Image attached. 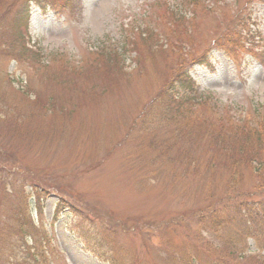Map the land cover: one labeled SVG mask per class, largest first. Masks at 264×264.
I'll return each mask as SVG.
<instances>
[{
    "label": "rangeland",
    "instance_id": "1",
    "mask_svg": "<svg viewBox=\"0 0 264 264\" xmlns=\"http://www.w3.org/2000/svg\"><path fill=\"white\" fill-rule=\"evenodd\" d=\"M17 1L0 0V264L36 239L47 264H264V222L251 238L240 211L264 205V143L229 137L264 132V0H71L22 37ZM183 58L197 97L173 111L158 95Z\"/></svg>",
    "mask_w": 264,
    "mask_h": 264
},
{
    "label": "trees",
    "instance_id": "2",
    "mask_svg": "<svg viewBox=\"0 0 264 264\" xmlns=\"http://www.w3.org/2000/svg\"><path fill=\"white\" fill-rule=\"evenodd\" d=\"M24 0H18L16 3H21ZM43 0H27L25 3V9L24 11L22 9H19L17 11L16 16H17V23H22L25 22V18H27V22H29V16L31 14V5L32 3L34 4H42ZM53 4L59 5L61 2H67L64 7L69 5L70 0H50ZM46 2V0H45ZM28 25L24 27L25 32H22L20 34V37L24 33H28L27 29ZM221 45V43H218ZM208 56V54H207ZM206 56V57H207ZM205 57V58H206ZM142 58V57H140ZM204 58V59H205ZM150 60L152 62H155L153 57H150ZM201 61V60H200ZM193 64L192 62H185L184 58L180 60L177 64H169L168 66V71H169V79L166 82L167 85L170 86V89H165L164 87L161 88V91L158 96L161 97H167V102L166 105H170V109L175 111L174 108L171 107V104H178L180 102H184L188 104V107L191 108L192 110V105L191 102L197 97L193 93L195 92V85H194V80L192 76L190 75V70L192 69ZM181 81V84L178 85L177 83ZM202 102V101H199ZM173 120L176 119L175 115L172 116ZM230 140L235 142L238 145V150L236 152L237 154H244L247 152H251L252 150H258L259 148H262V144L264 143V132L262 128H257V129H251L247 133H244V131L240 130L238 127L230 131ZM225 141V140H224ZM229 150L231 148H228ZM264 152V148L260 149L258 151V156L253 157L250 159V162L252 164V173L254 176H256L259 181H258V187L264 185V156L260 157V154ZM236 176H240V171L236 173ZM242 207L240 208V211L243 214H251L253 215V223L250 227V229L246 228L245 232H249L250 235H252L251 238L254 237V239H257L258 236L261 234L263 231L261 224L264 222V205H261L259 209H255L251 206H248L247 203H243L241 205ZM255 220L258 221V224H255ZM34 221L29 220L26 222L22 223H17L16 222V227L18 229L19 234H21V237L24 239H27L28 236L31 235V230L34 227ZM221 225V224H219ZM36 226V225H35ZM261 227V228H260ZM260 229V230H259ZM218 230V229H214ZM36 244L33 246V251L31 253H27L26 249L22 252L23 254L21 256L15 255V263L13 264H47L43 258L46 259L47 255H43L44 249L41 242V239H36L34 241ZM39 245L37 246V244ZM31 249V247H29ZM234 253V252H232Z\"/></svg>",
    "mask_w": 264,
    "mask_h": 264
}]
</instances>
